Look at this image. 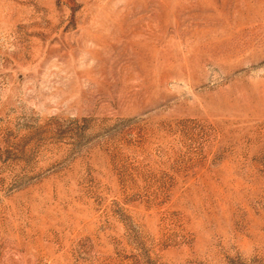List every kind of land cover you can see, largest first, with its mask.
Here are the masks:
<instances>
[{
	"label": "rangeland",
	"instance_id": "obj_1",
	"mask_svg": "<svg viewBox=\"0 0 264 264\" xmlns=\"http://www.w3.org/2000/svg\"><path fill=\"white\" fill-rule=\"evenodd\" d=\"M96 1L0 0V264H264V0L134 88L79 40Z\"/></svg>",
	"mask_w": 264,
	"mask_h": 264
},
{
	"label": "bare ground",
	"instance_id": "obj_2",
	"mask_svg": "<svg viewBox=\"0 0 264 264\" xmlns=\"http://www.w3.org/2000/svg\"><path fill=\"white\" fill-rule=\"evenodd\" d=\"M214 1L123 0L122 7L115 8L97 0L87 4L79 40L86 55L98 60L97 71L103 79L121 88L144 86L176 65L190 72L192 57L222 51L220 34L225 33L227 23L222 20L224 12L234 25L241 19L229 15L235 12L231 0L219 10L211 5ZM96 6L97 12H93ZM48 15L53 21L46 31H51L58 24V14Z\"/></svg>",
	"mask_w": 264,
	"mask_h": 264
}]
</instances>
